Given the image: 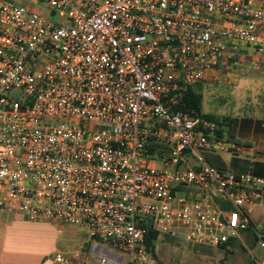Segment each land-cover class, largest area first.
<instances>
[{
	"label": "built area",
	"instance_id": "1",
	"mask_svg": "<svg viewBox=\"0 0 264 264\" xmlns=\"http://www.w3.org/2000/svg\"><path fill=\"white\" fill-rule=\"evenodd\" d=\"M27 2L0 0V209L82 228L95 264H160L146 246L150 225L219 248L251 227L244 206L261 197L264 178L220 170L203 154L245 147L174 105L186 88L233 81L256 63L264 7ZM151 139L168 154H151ZM254 232L263 255L250 264H264V231ZM79 255L59 252L55 264H81Z\"/></svg>",
	"mask_w": 264,
	"mask_h": 264
},
{
	"label": "crops",
	"instance_id": "2",
	"mask_svg": "<svg viewBox=\"0 0 264 264\" xmlns=\"http://www.w3.org/2000/svg\"><path fill=\"white\" fill-rule=\"evenodd\" d=\"M256 5L264 7V0H256ZM249 57L264 64V54L253 53ZM233 117L238 118V123L231 141L245 148L238 153L230 152L233 155L229 163L222 159L224 165L264 178V111ZM244 211L249 216L251 227L241 231L238 241L243 244L247 237L248 241L257 244L254 228L264 231V190L257 202L244 206ZM259 224L263 226L259 228ZM62 225L59 221L30 220L22 213L0 209V264H55L59 252L69 255L78 252L81 264H95L97 258L91 250L92 240L87 232L76 226L67 230ZM236 240L223 249H228ZM261 251L260 257L254 259L262 257ZM89 254L93 255L94 263L89 262Z\"/></svg>",
	"mask_w": 264,
	"mask_h": 264
},
{
	"label": "rangeland",
	"instance_id": "3",
	"mask_svg": "<svg viewBox=\"0 0 264 264\" xmlns=\"http://www.w3.org/2000/svg\"><path fill=\"white\" fill-rule=\"evenodd\" d=\"M16 1L29 5L28 0ZM38 9L44 17L52 14L51 8L44 3H40ZM60 21L68 24L70 20L63 17ZM256 62L258 63L242 66L233 81L221 79L219 82H203L202 112L213 114L220 119L224 116H238L255 111L263 112L264 64L259 60ZM18 93L22 94V91ZM203 154L215 166H221L222 159H226L229 163L233 155L230 152L217 155ZM156 165L159 168L164 167L160 161ZM62 224L67 230L72 226L67 223ZM258 226L261 228L263 224ZM67 233L65 235H68ZM239 239L232 242L228 249H223L188 242L182 235L170 237L162 233L155 240V255L160 264H250L252 259L260 257L262 251L257 244L248 241L247 237L241 244ZM89 262L94 263L92 254H89Z\"/></svg>",
	"mask_w": 264,
	"mask_h": 264
},
{
	"label": "trees",
	"instance_id": "4",
	"mask_svg": "<svg viewBox=\"0 0 264 264\" xmlns=\"http://www.w3.org/2000/svg\"><path fill=\"white\" fill-rule=\"evenodd\" d=\"M203 90H204V86L202 85V83H197L193 86L186 88L185 90L178 93L177 103L174 105V107L177 109H181L183 111L190 112L191 114L201 115L202 117L208 120L214 121L216 123V129L209 134L219 138L234 140L238 118L233 116H224L222 119H220L218 117H215V115L213 114H204L202 112ZM148 151L151 154L154 155L157 154L163 156L165 154H168V147L166 146V144L159 142L158 140L151 139L148 144ZM204 153H208L212 155L219 154L211 151H205ZM206 159L211 165H213L208 157H206ZM215 167H217L220 170H234L227 168L224 165L223 160L221 166H215ZM234 171L242 172L238 170H234ZM161 234L162 233L156 230L152 225H150L149 230L146 234V238H145L146 246L154 256H156L155 240H157Z\"/></svg>",
	"mask_w": 264,
	"mask_h": 264
}]
</instances>
